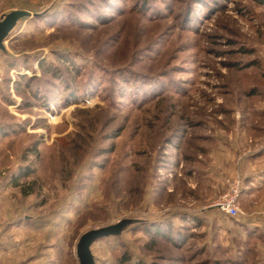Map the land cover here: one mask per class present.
Instances as JSON below:
<instances>
[{"label":"rangeland","instance_id":"rangeland-1","mask_svg":"<svg viewBox=\"0 0 264 264\" xmlns=\"http://www.w3.org/2000/svg\"><path fill=\"white\" fill-rule=\"evenodd\" d=\"M15 8L32 15L0 49V264H78L80 235L123 218L95 264H264L212 205L264 161V3Z\"/></svg>","mask_w":264,"mask_h":264},{"label":"crops","instance_id":"crops-1","mask_svg":"<svg viewBox=\"0 0 264 264\" xmlns=\"http://www.w3.org/2000/svg\"><path fill=\"white\" fill-rule=\"evenodd\" d=\"M228 161L231 155L225 154ZM253 157V156H251ZM238 162L242 186L238 204L245 215L237 225L245 229L247 238L259 240L264 245V161L253 158Z\"/></svg>","mask_w":264,"mask_h":264},{"label":"water","instance_id":"water-1","mask_svg":"<svg viewBox=\"0 0 264 264\" xmlns=\"http://www.w3.org/2000/svg\"><path fill=\"white\" fill-rule=\"evenodd\" d=\"M32 13L26 9L15 8L7 13H4L0 16V49L4 48L3 42L14 28L17 21L25 16H30ZM134 219L123 218L119 221L86 230L83 232L76 244L75 253L78 259V264H95L93 254L90 249V245L93 241L108 236V235H117L126 225L130 224Z\"/></svg>","mask_w":264,"mask_h":264},{"label":"built area","instance_id":"built-area-1","mask_svg":"<svg viewBox=\"0 0 264 264\" xmlns=\"http://www.w3.org/2000/svg\"><path fill=\"white\" fill-rule=\"evenodd\" d=\"M241 186L242 178L239 175L226 179L225 189L214 200L212 205L229 217H243L245 213L238 204Z\"/></svg>","mask_w":264,"mask_h":264},{"label":"trees","instance_id":"trees-1","mask_svg":"<svg viewBox=\"0 0 264 264\" xmlns=\"http://www.w3.org/2000/svg\"><path fill=\"white\" fill-rule=\"evenodd\" d=\"M258 1L261 2V3H264V0H258ZM25 17H26V16H25ZM230 218H232V220H235L236 222H237V221H238V222L241 221V220H238V219L233 218V217H230ZM125 258H128V257H126V255L124 254L122 259H125Z\"/></svg>","mask_w":264,"mask_h":264}]
</instances>
